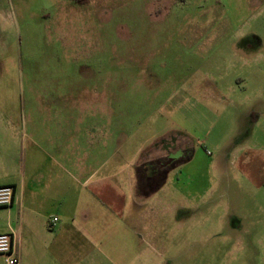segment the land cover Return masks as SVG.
<instances>
[{"label":"rangeland","instance_id":"1","mask_svg":"<svg viewBox=\"0 0 264 264\" xmlns=\"http://www.w3.org/2000/svg\"><path fill=\"white\" fill-rule=\"evenodd\" d=\"M0 89L76 123L77 264H264V0H0Z\"/></svg>","mask_w":264,"mask_h":264},{"label":"crops","instance_id":"2","mask_svg":"<svg viewBox=\"0 0 264 264\" xmlns=\"http://www.w3.org/2000/svg\"><path fill=\"white\" fill-rule=\"evenodd\" d=\"M4 49L5 46L1 48ZM5 52L9 56H2L3 59L8 57L11 61L9 47ZM1 92L0 89V94L4 93ZM45 110L43 103H28L22 99L4 101L0 97V186L14 189L11 205L0 208V234L12 236L13 252L19 264H77V247L79 252L87 250L88 239L83 226L88 219L86 215L79 220L75 216V182L77 172L83 174L86 168L77 171L74 163L75 121L59 119L46 114ZM98 132L102 136L101 128ZM90 134L91 131L87 140ZM168 150L156 157H162ZM100 171L101 168L88 172L87 180L91 181ZM129 183L136 185L134 193L140 195L137 170ZM93 185L103 196L112 188L108 185V176L96 178ZM115 197L118 200V194ZM115 201L106 198L102 202L117 211ZM122 207L117 214H123ZM53 217L57 218V223L53 229H48L47 221ZM78 231L81 234L77 238ZM85 259L83 257L78 264ZM0 264H5L2 256Z\"/></svg>","mask_w":264,"mask_h":264},{"label":"built area","instance_id":"3","mask_svg":"<svg viewBox=\"0 0 264 264\" xmlns=\"http://www.w3.org/2000/svg\"><path fill=\"white\" fill-rule=\"evenodd\" d=\"M14 189L12 186H0V208H7L13 201ZM57 223V218L53 217L47 221V228L53 229ZM0 256L5 264H19L12 247V236L10 234H0Z\"/></svg>","mask_w":264,"mask_h":264},{"label":"flooded vegetation","instance_id":"4","mask_svg":"<svg viewBox=\"0 0 264 264\" xmlns=\"http://www.w3.org/2000/svg\"><path fill=\"white\" fill-rule=\"evenodd\" d=\"M175 149H177V151L174 154L166 156L164 160L165 162L163 164L160 163V165L156 164L155 166H150L148 171H146L145 176H139V186H141L140 188L151 189V187H155L156 184L159 185L162 183L167 173L168 167L170 165H174L177 161L175 156L182 152L181 147L179 146L177 148L175 147Z\"/></svg>","mask_w":264,"mask_h":264},{"label":"trees","instance_id":"5","mask_svg":"<svg viewBox=\"0 0 264 264\" xmlns=\"http://www.w3.org/2000/svg\"><path fill=\"white\" fill-rule=\"evenodd\" d=\"M174 2H184L185 0H173ZM171 152V151H170ZM183 153L185 154L184 156H183V158H180V161H182V160H188V158H189V154H190V150H184L183 151ZM168 155V154H167ZM177 161H179V159H177ZM177 161H176V163H177ZM157 163H159L160 164V162L158 161V160H156V161H151V162H147V163H145V165H147V166H151V164L154 166V165H156ZM142 164V163H141ZM144 164H142L140 167H138L139 168V170H141V172H139V176H145L146 174V171H148V169H149V167H147V166H145ZM141 168V169H140Z\"/></svg>","mask_w":264,"mask_h":264}]
</instances>
